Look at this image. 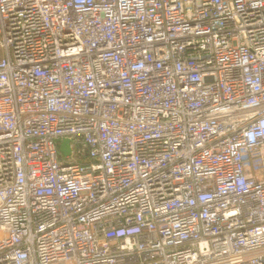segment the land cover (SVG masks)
<instances>
[{"label":"built area","instance_id":"built-area-1","mask_svg":"<svg viewBox=\"0 0 264 264\" xmlns=\"http://www.w3.org/2000/svg\"><path fill=\"white\" fill-rule=\"evenodd\" d=\"M0 264H264V0H0Z\"/></svg>","mask_w":264,"mask_h":264},{"label":"water","instance_id":"water-1","mask_svg":"<svg viewBox=\"0 0 264 264\" xmlns=\"http://www.w3.org/2000/svg\"><path fill=\"white\" fill-rule=\"evenodd\" d=\"M70 140L69 139H64L61 144V150L64 152L66 155L70 153V148H69Z\"/></svg>","mask_w":264,"mask_h":264},{"label":"rangeland","instance_id":"rangeland-1","mask_svg":"<svg viewBox=\"0 0 264 264\" xmlns=\"http://www.w3.org/2000/svg\"><path fill=\"white\" fill-rule=\"evenodd\" d=\"M66 156H65V154H62V156H61V159H64V160H66Z\"/></svg>","mask_w":264,"mask_h":264}]
</instances>
